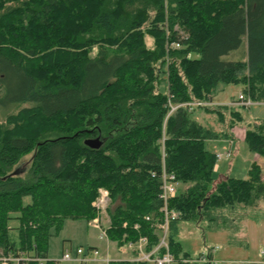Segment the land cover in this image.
<instances>
[{"label":"trees","instance_id":"obj_1","mask_svg":"<svg viewBox=\"0 0 264 264\" xmlns=\"http://www.w3.org/2000/svg\"><path fill=\"white\" fill-rule=\"evenodd\" d=\"M244 37L245 59L225 60ZM219 84L264 103V0H0V264H57L52 233L97 218L100 189L110 194L109 240L147 238L151 251L163 168L184 185L168 205L180 213L168 235L174 264H204L183 251L179 223L225 229L264 200L257 163L247 179H214L206 143L231 140L239 112L224 107L228 131L204 126L195 108L168 116L171 105L213 101ZM211 107L201 109L225 122ZM249 129L245 141L264 161V121Z\"/></svg>","mask_w":264,"mask_h":264},{"label":"rangeland","instance_id":"obj_2","mask_svg":"<svg viewBox=\"0 0 264 264\" xmlns=\"http://www.w3.org/2000/svg\"><path fill=\"white\" fill-rule=\"evenodd\" d=\"M176 29L178 28L176 27ZM149 43L151 44V42ZM246 50L247 42L246 37H244L241 46L225 56L224 59L231 61L244 60ZM162 78L163 81L161 82L160 89L164 92L167 88V81L166 76H162ZM218 90L219 92L213 97V101H201V103H204L205 106H212L210 109L218 107L217 109L223 110L224 113H227L226 121H220L218 114L209 113L205 109H201L203 106H197L193 111V115L204 126L212 128L215 131L230 130L228 129V124L231 123L230 112L226 111L225 109L227 108L224 107H230L242 115L245 122L237 123L231 128V140L208 141L206 148L217 155L225 154L226 152L230 153L231 158L224 155L223 159H217L216 165H221V169L219 173L215 171V181L225 179V173L228 169L231 172L228 177L247 179L249 175L246 173V168L250 165L252 158L255 157V153L250 151L245 137L250 127L252 128L255 123L264 121V103L252 102L250 107L244 105L236 107L232 104L217 105L216 101L230 102L238 99L239 95L244 93V87L234 84H219ZM192 103H200V101H193ZM230 141L234 143L232 147H230ZM255 163L263 171L264 161L262 158L260 157L258 162ZM183 189L184 185L179 182L178 192ZM110 204L111 202L100 214L99 228L92 221L66 220L61 230L57 233L54 231L50 237L48 258L57 264H80L75 260L63 261L62 255L68 250L74 257L76 250L81 248L85 253H91L92 250L97 249L101 258L107 255L106 251L108 250L107 262L99 261L90 264H107L108 261L129 259L132 254L127 246H118L117 243L109 240L107 234L106 236H102L110 223L107 211ZM12 225H16V223ZM100 236L103 238L101 239ZM177 240L182 246L183 251L188 252L192 257L190 258L192 259L191 261L195 263L248 264L264 262V200L261 202L259 209L253 210L250 208L241 212V214L235 215V221H229L228 228L225 229L219 228L214 231L208 228L207 223L198 225L194 222L182 221L179 223ZM212 253L213 257L211 259L209 255ZM203 256L206 258L202 259ZM200 259L201 262H199Z\"/></svg>","mask_w":264,"mask_h":264},{"label":"built area","instance_id":"obj_3","mask_svg":"<svg viewBox=\"0 0 264 264\" xmlns=\"http://www.w3.org/2000/svg\"><path fill=\"white\" fill-rule=\"evenodd\" d=\"M250 100H246L241 93L238 97V102H235L237 105L250 106ZM197 106H205L204 103H187L172 106L168 116L172 114L179 107H187L189 109L196 108ZM227 157H230V153L226 154ZM223 155H217V159H221ZM161 199L163 200V207L161 212L163 213V219L159 222L155 223V228L159 234V244L156 245L151 251H146V247L148 244L147 238H141L137 243H128L127 247L134 251L138 252V257L134 261H144L152 264H174V256L169 249L168 244V235L170 229V222L173 220H177L180 217V213L170 210L168 207L169 201L174 198L178 193V185L179 182L176 179V175L172 172H167L165 168H163V173L161 176ZM111 202L110 194L107 189H100L99 195L93 202V207L96 209L98 213V217L93 219L92 222L96 227L99 228V217L100 214L106 209L107 205ZM124 226L126 223L123 224ZM102 236H106V232H103ZM163 252L161 253V251ZM100 257V253L98 250H92L91 253H85L83 249L78 248L76 250L75 256L73 257L70 254V251H66L62 255L63 261H78L80 264H89L93 259ZM206 257L203 256L202 259ZM29 259H26L28 261ZM39 262H44V260L36 259ZM25 260L19 258L9 257L8 259L3 260V264H9V262H14V264H26V262H22ZM186 262H189L186 260ZM201 262V259L199 260Z\"/></svg>","mask_w":264,"mask_h":264},{"label":"crops","instance_id":"obj_4","mask_svg":"<svg viewBox=\"0 0 264 264\" xmlns=\"http://www.w3.org/2000/svg\"><path fill=\"white\" fill-rule=\"evenodd\" d=\"M237 99H234V100H232V101H230V102H221V101H216V103H217V105H219V104H221V105H228V104H232V105H234L235 104V101H236ZM244 140V139H243ZM234 143L232 142V141H230V147H232V145H233ZM227 153H229V152H226L225 154H218V155H226ZM231 158V157H230ZM259 156L257 155V154H255V157H253L252 158V161L250 162V165L246 168V173H248L249 172V170H250V167L252 166V164L253 163H255V162H258V160H259ZM221 159H223V158H221ZM221 167V165H216L215 166V169H214V172L215 171H217L218 173H219V171H220V168ZM230 170L228 169V171H226V173H225V175H226V178H229L228 177V175H230ZM225 178V179H226ZM232 178V177H231ZM236 179H239V178H236ZM221 180H224V179H221ZM221 180H217L216 182H219V181H221ZM101 237V239L103 238L102 236H100ZM128 248V247H127ZM218 248V247H217ZM129 249V248H128ZM95 250H97V249H95ZM130 251H131V254H132V256L129 258V259H126V260H114V261H134L137 257H138V254L134 251V250H132V249H129ZM66 251V250H65ZM64 251V252H65ZM68 251V250H67ZM63 252V253H64ZM106 256H104V257H98V258H96V259H93L90 263H94V262H99V261H106L107 262V259H108V250L106 251ZM110 261H108V263H109ZM89 263V264H90ZM107 263V264H108Z\"/></svg>","mask_w":264,"mask_h":264},{"label":"water","instance_id":"obj_5","mask_svg":"<svg viewBox=\"0 0 264 264\" xmlns=\"http://www.w3.org/2000/svg\"><path fill=\"white\" fill-rule=\"evenodd\" d=\"M100 144H101V143H100L99 141H96L94 145H95L96 147H98V146H100Z\"/></svg>","mask_w":264,"mask_h":264}]
</instances>
